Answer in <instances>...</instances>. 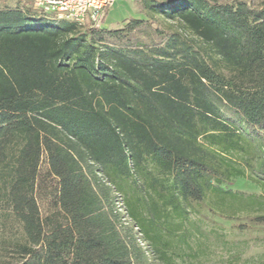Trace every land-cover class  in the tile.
I'll return each instance as SVG.
<instances>
[{
  "label": "trees",
  "instance_id": "obj_1",
  "mask_svg": "<svg viewBox=\"0 0 264 264\" xmlns=\"http://www.w3.org/2000/svg\"><path fill=\"white\" fill-rule=\"evenodd\" d=\"M5 1L0 211L22 231L0 264H175L209 195L264 206L225 187L264 191V2L143 0L111 29L110 8L80 23Z\"/></svg>",
  "mask_w": 264,
  "mask_h": 264
},
{
  "label": "rangeland",
  "instance_id": "obj_2",
  "mask_svg": "<svg viewBox=\"0 0 264 264\" xmlns=\"http://www.w3.org/2000/svg\"><path fill=\"white\" fill-rule=\"evenodd\" d=\"M254 5H260L264 0H250ZM13 6L17 0H6ZM143 0H117L110 7L105 26L111 29L121 27L132 17H145L141 10ZM4 7L0 3V9ZM44 24L52 23L47 17ZM164 26H174L184 29L180 22L163 21ZM234 192L249 194H263L264 191L247 178H236L231 187ZM264 200V198H263ZM240 201H227L231 209L217 207L216 198L209 195L199 204L198 212L191 217L201 232L193 231L191 244L177 246L174 254L175 264H264V206L253 205L239 208ZM0 211L2 231L0 238L11 243L21 233L20 225L8 213L4 204Z\"/></svg>",
  "mask_w": 264,
  "mask_h": 264
},
{
  "label": "built area",
  "instance_id": "obj_3",
  "mask_svg": "<svg viewBox=\"0 0 264 264\" xmlns=\"http://www.w3.org/2000/svg\"><path fill=\"white\" fill-rule=\"evenodd\" d=\"M34 8L59 20L97 22L105 10L117 0H30Z\"/></svg>",
  "mask_w": 264,
  "mask_h": 264
}]
</instances>
